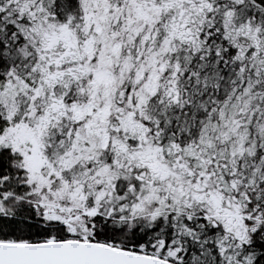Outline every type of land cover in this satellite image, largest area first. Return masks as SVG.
<instances>
[{
    "label": "snow or ice",
    "instance_id": "snow-or-ice-1",
    "mask_svg": "<svg viewBox=\"0 0 264 264\" xmlns=\"http://www.w3.org/2000/svg\"><path fill=\"white\" fill-rule=\"evenodd\" d=\"M0 264H264V0H0Z\"/></svg>",
    "mask_w": 264,
    "mask_h": 264
}]
</instances>
